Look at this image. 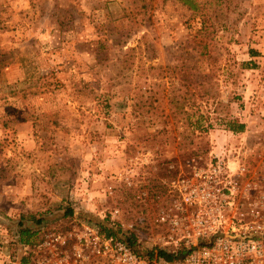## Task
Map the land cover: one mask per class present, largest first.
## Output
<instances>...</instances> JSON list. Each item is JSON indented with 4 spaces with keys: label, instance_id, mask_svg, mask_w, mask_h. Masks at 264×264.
Masks as SVG:
<instances>
[{
    "label": "rangeland",
    "instance_id": "374dc122",
    "mask_svg": "<svg viewBox=\"0 0 264 264\" xmlns=\"http://www.w3.org/2000/svg\"><path fill=\"white\" fill-rule=\"evenodd\" d=\"M241 147L264 174V0H0V264L114 208L162 249L165 182Z\"/></svg>",
    "mask_w": 264,
    "mask_h": 264
},
{
    "label": "built area",
    "instance_id": "2783aa9c",
    "mask_svg": "<svg viewBox=\"0 0 264 264\" xmlns=\"http://www.w3.org/2000/svg\"><path fill=\"white\" fill-rule=\"evenodd\" d=\"M241 150L212 152L207 161H193L187 173L165 182L170 203L158 213L157 223L167 227L168 235L153 257L136 251L125 236L108 235L100 223L87 220L45 232L20 246L21 257L4 255L2 264H264V174L250 169ZM142 156L143 166L153 160L150 153ZM135 175V169L127 172L129 187L135 186ZM109 213L110 228H125L118 208ZM154 244L159 246V240ZM158 250L180 256L168 261Z\"/></svg>",
    "mask_w": 264,
    "mask_h": 264
},
{
    "label": "trees",
    "instance_id": "16d2710c",
    "mask_svg": "<svg viewBox=\"0 0 264 264\" xmlns=\"http://www.w3.org/2000/svg\"><path fill=\"white\" fill-rule=\"evenodd\" d=\"M244 129H245V126L242 124L232 123L229 130L233 133H241L244 131ZM64 215L70 216L72 218L75 215V211L69 210ZM43 219L44 218H42V217L37 218L35 216L30 217V219H25V221L21 219V222L19 223L20 238L17 242V245L19 247L23 244H28V243H32V242L36 241V240L34 241L33 239L40 233L41 226L44 223ZM28 220H31L32 222L30 224H28V222L26 223V221H28ZM105 222H107V221H103L102 223H100V225L102 227L103 232H105L106 234H108V235H110V234L123 235L126 237V240L129 242V244L131 246H133L134 249L136 251H138L139 253L143 254L144 256H148V257H153V255H155L154 250L149 252V253H142L141 251L138 250V247L136 244L137 240H136L135 236H133L131 234L128 235L127 233L123 232L121 229L114 231V229L110 228V226ZM157 253H158L159 257L164 258L165 260H168V261H171L175 257L180 256V255H176L175 253H172V252L167 253V252L162 251V250H158ZM182 255H184V253Z\"/></svg>",
    "mask_w": 264,
    "mask_h": 264
}]
</instances>
